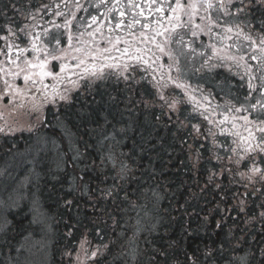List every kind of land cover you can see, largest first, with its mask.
I'll return each mask as SVG.
<instances>
[{
	"label": "trees",
	"instance_id": "1",
	"mask_svg": "<svg viewBox=\"0 0 264 264\" xmlns=\"http://www.w3.org/2000/svg\"><path fill=\"white\" fill-rule=\"evenodd\" d=\"M160 81L107 72L61 104L16 103L35 130L0 132L4 191L26 164L35 172L26 198L3 210L0 264H32L28 245L45 229L33 199L50 225L47 264L264 262V180Z\"/></svg>",
	"mask_w": 264,
	"mask_h": 264
},
{
	"label": "flooded vegetation",
	"instance_id": "2",
	"mask_svg": "<svg viewBox=\"0 0 264 264\" xmlns=\"http://www.w3.org/2000/svg\"><path fill=\"white\" fill-rule=\"evenodd\" d=\"M27 6L31 9L32 13L35 14V20L32 17H28L25 19L23 16H16L14 19L20 23L21 25L27 23L30 25V36L39 34L42 37V40L37 41L38 45L41 47L44 46L46 42V38L48 36L44 35L45 29H50V34L58 36L61 43L60 45H55V51H51V46L47 45L49 55L45 56L43 52L39 53L40 59H47L49 61V68H46V71H50L54 75H49L43 78V83L40 82V79L37 77H33L37 80V83L34 85L33 97L36 98L39 93H47L51 97V99L55 102L61 104L62 102L68 101V97H70L71 86L72 84L81 85L90 81L88 72L84 71L85 67L91 68L92 65L96 66V69L99 70L106 64H118V65H129L127 70H124L123 67L119 68H103V74L110 69H114L117 72H133L140 71L149 75H154L151 71V68H148L147 65L143 64L142 61H138L135 59L136 56L142 55L143 59L148 60L149 56L153 58L158 56L160 59L156 62L157 64H163V69H158L155 75L160 76V72L165 73L163 80L165 84L169 86L173 84L168 81L167 73L169 72L168 65L173 64V68L171 70V76L173 78L179 79L181 82L188 85L187 93L185 94L184 89L176 88L183 95V101L188 103V106L193 107L194 103L198 101V105L194 108L195 110L199 109L203 114L209 116V118L214 122H219L223 120L224 115H228L229 117L233 115L243 116L247 115L246 112L235 113L234 111H224L222 108L234 109L239 106L240 103L244 102V95L248 91V82H249V72L246 70V66L251 69V75L255 76L256 79H253L251 82L257 88L261 87L262 81L260 79L261 76H264V71H261L260 65L264 64V59L261 60H252L251 57L253 55L261 56L262 54L258 51H253V46H251L250 42L244 40L243 36L239 39L233 35L232 40L220 42L219 36L210 37L206 34H200L197 38L191 37L190 33L185 35V41H189L195 39V44L193 47L196 48L195 53L191 52L187 47L180 43H172L167 45L164 53L159 52L158 49L151 43H142V37L140 33L144 31L141 25H136L132 29V35L128 33L126 27H121L120 29L115 28V23L120 19L119 12H112L108 14V19L106 20L101 13L106 12V8L103 5L97 7L100 4V0H79L80 5L82 7L78 10L75 5V0H25ZM138 3H144V0H137ZM114 3V0H108V5L111 6ZM12 0H0V12L6 11L11 15L12 12ZM121 4L125 5L123 10L126 12V16L124 18L125 25L129 20L132 19L130 11L126 7L127 0H121ZM7 6V7H6ZM47 6V7H45ZM118 8L120 5L117 6ZM86 9V10H85ZM58 13H63V15H58ZM90 14L96 15L98 17L97 24L92 25V27H87L86 22H90ZM148 14L147 8H145V15ZM73 15L75 18H73ZM158 14H154L149 19L154 20ZM170 15L169 12H165V16ZM245 16L251 20L254 27L245 28V33H249L252 35L253 39H256L258 42L259 37V23L258 21L264 19V4L256 3L255 6L251 4H245V12L240 14L238 19H233L232 17H226L231 21L229 26H232L240 21L245 19ZM141 20V24L144 23L143 17H136ZM71 21L70 25L65 27V21ZM3 22V17L0 16V23ZM54 22V23H53ZM199 23V20H197ZM55 25H60L61 27L57 28ZM100 32H95V29L98 26H101ZM112 29L109 31V29ZM178 32H182V29H178ZM219 32V29L216 30ZM83 33V35H81ZM88 33H94L93 35H88ZM147 35L151 36L152 33L148 32ZM0 35H8L7 30L0 32ZM23 35V34H21ZM72 36V40L68 41V36ZM167 35V34H166ZM120 37V42L116 43V38ZM10 39H15V37H11ZM111 39V43L109 40ZM165 37L160 36L156 37V41L163 44ZM127 41L128 43H125ZM17 43L21 44V47L28 46L30 48V43L25 40L21 42L17 40ZM4 41H0V46H3ZM115 44V47L113 45ZM210 44H216L217 48L223 49L218 52L216 56L212 55V49L209 47ZM239 44V49L236 45ZM225 45H232V47H225ZM128 47L129 53L125 55H121L122 50ZM109 49L108 52H104V49ZM136 48H150L151 53H137ZM80 49V51H77ZM6 52L7 49L5 48ZM203 52V55L200 53ZM169 53L173 59H169ZM184 54H188L192 57V61L195 58H198V63H193V67L199 71L197 74L200 76L204 75H215L218 73H224L226 76V83L229 85V88L234 90V93H243L241 96L242 102L237 99H228L222 100L220 103L217 101V97L213 92L212 87L207 88L205 85L196 83L191 81L190 78L185 76V72L183 69V64L181 62V58ZM29 58H32L34 53L29 51L26 53ZM243 55V60H232L230 57ZM92 56H96L95 60L92 59ZM13 57H15V50L13 51ZM111 57L112 59H109ZM194 57V59H193ZM223 57V59H221ZM83 60L84 63L80 64V61ZM174 61H178V64H174ZM195 62V61H193ZM23 66V65H21ZM66 66V67H65ZM152 67H156V65H152ZM177 67L179 68V73L177 72ZM18 69L11 64L6 62V58L4 56H0V72L5 75L9 72L15 73ZM39 69L34 73H39ZM25 73L21 72L19 76L11 75L13 78H17L19 83L16 84V87L23 91V87L21 83L23 82V76ZM39 76V75H36ZM55 76V78H54ZM92 76V75H91ZM49 79L48 82L44 83ZM12 85V84H11ZM47 85V87H44ZM56 90L55 95L54 91ZM6 92V91H5ZM61 95L66 97V100H62ZM2 97V95H0ZM190 97H194L190 99ZM252 97L254 99L251 100L252 103L255 102L256 99H260V95L258 92H253ZM255 115V113H253ZM233 121L230 119L228 122L220 125L219 123L211 124V128H213L218 137H223L227 139V142L232 147L236 148L237 145L232 143L233 137L228 135V130L232 129ZM237 125H242V120L235 121ZM221 128L225 129V132L221 134ZM240 131L243 132V129L240 128ZM245 136L246 133H243ZM234 156H245L243 160H240L246 164V167H251V157L245 155L243 152L239 150L233 154ZM256 164L259 167H264V164H260L259 158L256 160Z\"/></svg>",
	"mask_w": 264,
	"mask_h": 264
},
{
	"label": "snow or ice",
	"instance_id": "3",
	"mask_svg": "<svg viewBox=\"0 0 264 264\" xmlns=\"http://www.w3.org/2000/svg\"><path fill=\"white\" fill-rule=\"evenodd\" d=\"M251 4L255 6L256 3L264 4V0H144V3H138L137 0H127L126 7L130 11L132 19L128 21L125 25L124 18L126 16V12L123 10L125 5L121 4V0H114V3L109 6L108 0H100V4L106 8L105 13H101L106 20L108 19V14L112 12H119L120 19L115 23V28L120 29L121 27H126L128 33L132 35V29L136 25H141L142 31L140 36L142 37V43H151L155 46L159 52L164 53L167 45L172 43H180L187 47L191 52L195 53L196 48L193 47L195 44V39L185 41V35L189 34L193 38H197L200 34H206L210 37L219 36L220 42L223 43L227 40H232L233 35L239 39L243 36L244 40L250 42L251 46H253V51H258L262 55L256 56L253 55L251 57L252 60H261L264 59V19L258 21L259 23V37L258 42L256 39L252 38V35L249 33H245V28L254 27L251 20H249L246 16L243 21L236 23L232 26L231 21L224 19L226 17H232L233 19H238L240 14L245 12V4ZM30 3V0H28ZM76 8L79 10L82 5H80L79 0H75ZM120 5L118 8L117 6ZM7 7V6H6ZM12 12L9 15L8 12L2 11L0 12V16L3 17V22L0 23V31L7 30L8 35H0V41H4L3 46H0V56H4L6 58V62L8 64L14 65L18 71L15 73L9 72V75L19 76L21 72L25 73L23 76L24 82L28 83L30 80L32 84H36L37 80L33 77L39 75L40 82L43 83V78L49 75H54L50 71H46V65L48 63L47 59L41 60L39 53L43 52L45 56L49 55L47 45L50 44L53 40L56 45H60L61 41L58 36L52 35L49 40L44 43V46L41 47L38 45L37 41L42 40V37L39 34L30 36V25L25 23L21 25L14 18L16 16H23L27 19L29 16L35 20V14L32 13L31 9L27 6L25 0H12ZM47 7V6H45ZM145 8L148 10V14L145 15ZM86 10V9H85ZM165 12H169L170 15L165 16ZM154 14H158L154 20L149 19ZM58 15H63V13H58ZM143 17L144 23L141 24V20L136 17ZM73 18L75 16L73 15ZM98 17L96 15L90 14V22L87 23V27H92V25L97 24ZM199 20V23L197 22ZM54 23V22H53ZM71 21H65V27L70 25ZM57 28L61 27L60 25H55ZM101 26H98L95 29V32H100ZM178 29H182V32H178ZM219 29V32L216 30ZM112 29L110 28L109 31ZM151 32L152 35L149 36L146 33ZM23 34V35H21ZM94 33H88V35H93ZM167 34V35H166ZM44 35H50V29L44 30ZM83 35V33H81ZM164 36L165 39L163 44L156 41V37ZM11 37H15V39H10ZM120 37L116 38V43L120 42ZM17 40L24 42L27 40L30 43V48L28 46L21 47L20 43H17ZM72 40V36H68L69 46ZM111 43V39L109 40ZM125 43H128L125 41ZM115 47V44L113 45ZM209 47L212 49V55L216 56L218 52L223 49L217 48L216 44H210ZM225 47H232V45H225ZM236 47L239 49L240 45L237 44ZM7 49L5 52L4 49ZM15 50V57H13V51ZM31 51L35 55L32 58H29L26 53ZM80 51V49H77ZM104 52H108L109 49H104ZM137 53H151L150 48H136ZM129 53V48L125 47L122 50L121 55H125ZM203 55V52L200 53ZM97 57L92 56V59L95 60ZM109 59H112L109 57ZM136 60L142 61L143 64L147 65L148 68H151L152 79H156L155 73H157L158 69H163V64H157L156 62L160 59V57H152L149 56L148 60L143 59L142 55H138L135 57ZM169 59H173L171 53H169ZM223 59V57H221ZM232 60H243L244 56L241 55L239 58L236 56L230 57ZM84 61L81 60L80 64H83ZM156 65V67H152V65ZM174 64H178V61H174ZM23 65V66H21ZM66 67V66H65ZM119 68L123 67L124 70H127L129 65L125 64L123 66L118 64H106L101 67L99 70L96 69L95 65H92L91 68L85 67L84 71L90 73L92 76H101L103 74V68ZM38 68L39 73H34L31 69ZM173 68V64L168 65L169 72L167 73L168 81L173 83L176 88L184 89L185 94L187 93L188 85L181 82L179 79L173 78L171 76V70ZM261 71H264V64L260 65ZM177 72L179 73V68L177 67ZM246 70L249 72V82H248V91L244 95V102L240 103L239 106L234 109H229V111H234L235 113L246 112L247 115L238 116L233 115L229 117L228 115H224L223 120L219 122L212 121L209 116L204 115V119L208 120L210 124L219 123L223 125L228 122L230 119L233 121L232 129L228 130V135L233 137V144H236V148H231L230 151L236 153L238 150L243 152L245 155L250 156L252 166L250 171L255 174H260L261 180H264V171H262L261 167L257 166L256 160L259 158L260 164H264V76H261L260 79L262 81L261 87L257 88L251 82L253 79H256L255 76L251 75V69L246 66ZM161 79L164 78L165 73L160 72ZM55 78V76H54ZM159 83V81L157 82ZM5 84L8 87H12L8 84L7 80H5ZM47 87V85H44ZM54 95L56 90L54 89ZM258 92L260 95V99H256L254 103L251 102L252 93ZM62 100L66 99L65 96L61 95ZM164 99L163 96L160 97ZM190 99L194 100V97H190ZM178 101L173 98L172 107H175V104ZM198 101H196L193 105L195 108L198 105ZM255 113V115H253ZM242 120V125H237L235 121ZM196 131L199 133L201 130L197 125H193ZM240 128L243 129V132L240 131ZM208 135L214 137L215 133L211 129H207ZM225 132V129L221 128V134ZM243 133H246L245 136ZM245 156H241L240 159L243 160ZM230 159V158H229ZM123 179V177H121ZM211 181V178H210ZM107 195H111L110 192L106 193ZM32 211H39V203L37 200H32ZM264 216V213L261 214ZM95 255V254H93ZM240 264H246L245 258H241ZM264 264V262H262Z\"/></svg>",
	"mask_w": 264,
	"mask_h": 264
},
{
	"label": "rangeland",
	"instance_id": "4",
	"mask_svg": "<svg viewBox=\"0 0 264 264\" xmlns=\"http://www.w3.org/2000/svg\"><path fill=\"white\" fill-rule=\"evenodd\" d=\"M53 34H50L47 38L46 41L50 39V37ZM49 46H51V51H55V41L53 40L50 44H48ZM194 59V57H193ZM195 61V62H193ZM192 61V57H190L188 54H184L181 58V62L183 64V69L185 72V76L190 78L191 81L199 83V84H203L205 85L207 88L212 87L214 94L217 97V101L220 103L222 100H228V99H237L238 101L242 102L241 96L243 93H238L236 92V94L234 93V90L229 88V85L225 82L226 81V76L225 74L222 73H218L215 75H204V76H200L199 74H197L199 71H197L194 67H193V63H198L199 60L198 58H195ZM38 70V68L36 69H31L32 72H36ZM5 80L7 79H0V92L3 93L4 95L7 96L8 99V104L3 106V108H0V115L2 114V116H0L2 123H3V128H1V123H0V132L4 133H8V135H18V134H22V133H28L29 131L33 132L35 129L34 128V124L32 123L33 121V117H25V113L23 112H19L18 110L16 111L17 107L15 106L16 101H14V99L12 98H18V94L16 91V86L12 85V87H10V92H9V87L5 84ZM12 81L16 82L17 78L11 79ZM8 82V80H7ZM46 82V81H45ZM201 84V85H202ZM6 91V92H5ZM3 97V95H2ZM66 100V99H64ZM31 104L34 103V99L30 98L28 100ZM25 102V101H24ZM26 103V102H25ZM188 106V104H187ZM230 107V106H229ZM229 107L227 108H222L224 111L229 110ZM190 112L191 114L200 117L201 119H203L206 123H208L210 125V123L208 122V120L204 119V115H201V109L199 107V109L195 110L194 108L190 107ZM30 111V115L33 114L32 110ZM33 165L34 163H30V164H26V167H23L24 171H19V174L24 172L23 175H21L23 178H20L18 181H14L12 187L10 188V190L4 191L7 186H8V178L4 176V172L5 171H0V209L2 208V214H0V233H2V229L4 230V228H6L7 224H6V216L3 212V210L8 212H13L15 211L18 202L20 201V199H25L26 196L24 195V192L27 188V185L29 187L30 181L34 175V169H33ZM262 169V167H261ZM14 180V177L12 178ZM3 196H7L10 200L6 199L3 200L2 198H4ZM21 197V198H20ZM8 201V206H6V202ZM0 212V213H1ZM45 216L44 214L41 213V211L38 212H34L33 213V223L34 225H36L37 223H44L43 227L45 229H43V235H41V239L39 240V242L37 241H32L33 243H31L30 245H28L29 247V257L30 260L33 259L31 262L32 264H37L38 262L40 264H47L48 261V250H49V245H48V237L47 234L49 233V226L46 225V222L44 220ZM144 221V222H141ZM150 221H146L145 218L144 220H140L139 221V227L137 230V234H142L144 232V230L146 229L147 225L149 224ZM139 236V235H138ZM141 237V235H140ZM143 240V237H141ZM141 240V241H142ZM34 261V262H33ZM35 261H37V263H35ZM38 263V264H39Z\"/></svg>",
	"mask_w": 264,
	"mask_h": 264
}]
</instances>
